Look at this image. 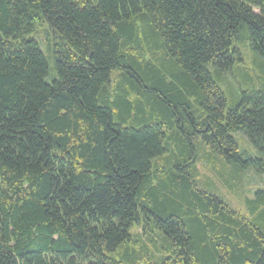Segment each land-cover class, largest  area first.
Masks as SVG:
<instances>
[{"label":"trees","instance_id":"1","mask_svg":"<svg viewBox=\"0 0 264 264\" xmlns=\"http://www.w3.org/2000/svg\"><path fill=\"white\" fill-rule=\"evenodd\" d=\"M246 45L264 0H0V264H264V191L242 214L196 168L199 139L264 172V90L208 69Z\"/></svg>","mask_w":264,"mask_h":264},{"label":"rangeland","instance_id":"2","mask_svg":"<svg viewBox=\"0 0 264 264\" xmlns=\"http://www.w3.org/2000/svg\"><path fill=\"white\" fill-rule=\"evenodd\" d=\"M40 49L45 53L44 48ZM242 57L235 61L233 69L221 75H216L209 67L214 80L224 93L228 106H236L240 103L242 92L264 90V62L249 47L241 48ZM49 75L46 81L54 77L53 61L48 58ZM235 137L238 152L242 155L262 158L241 132L232 133ZM197 154L198 181L203 187H210L212 193H217L233 210L246 214L247 203L245 199L255 197V192L264 191V172L256 171L250 167L242 170L232 164L211 155L204 149L201 141L195 142Z\"/></svg>","mask_w":264,"mask_h":264}]
</instances>
